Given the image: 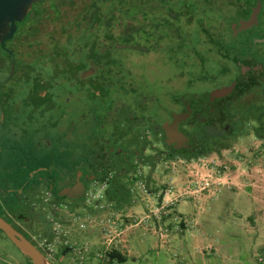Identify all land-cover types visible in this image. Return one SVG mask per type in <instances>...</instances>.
<instances>
[{"label":"rangeland","instance_id":"1","mask_svg":"<svg viewBox=\"0 0 264 264\" xmlns=\"http://www.w3.org/2000/svg\"><path fill=\"white\" fill-rule=\"evenodd\" d=\"M52 1L49 0V3ZM91 1L65 0V3L60 5L65 30L61 29L58 21L43 16L31 25L33 36L27 39L22 35L18 43L20 53L18 58L23 66L18 70L13 83L18 90L12 97L14 103L20 102L27 94V86L23 87L22 82L23 73L28 70V65H38L35 71L42 80L51 79L53 71L49 60L51 48L56 47L57 51L65 48L71 58L74 59L73 56L78 58L76 38L86 31L83 30V24H80L79 28L76 25L84 20L79 16L81 9L88 7ZM116 1H102L99 4L102 15L110 20L109 32L118 39L126 26L144 27L146 31H151L152 37L141 39L136 36V42L144 45L145 50L110 44L104 38L107 31L104 22L98 33V43L105 46L103 51L107 57L105 61L113 60L115 63L107 64L104 61V65L106 63L107 66H102V70L105 69L106 73H102L104 76L112 75L117 78L112 82L113 88L109 90L102 88L94 99L87 98L83 92H77L76 96L68 98L61 86L65 82L64 78L59 77L52 81L61 86L59 89L55 88L59 90L55 91L57 94L55 100L58 104L45 118H35L31 122L28 120L29 111L19 107L15 112V119L24 128L21 132H25L20 138L19 146L25 149L33 145L41 147L42 140L52 145V149L48 151L33 152L38 155L36 162L41 165H37L33 160L34 163L25 162V167L46 169L47 166L44 164L54 162L56 167L62 165L64 169L80 170L79 168L85 169L86 164L87 166L95 164L97 139H109L111 120L117 111H126L129 108V111L122 115L121 123L125 127L133 126L137 119L146 117V121H150L151 131L155 132L148 134V138L143 140H137L135 137L132 141H125V145L128 144L125 149L131 154L133 151L140 152L138 157L128 156L116 160L117 181L129 186L127 193L130 196L137 199L145 198L146 191L150 197L157 199L168 187H173L176 192L191 191L194 190L190 187V184H193L191 182L197 184L198 181H208L209 177L213 176L217 180L225 178L227 182L230 179H238L241 183H249L250 180L255 181L259 178L261 180L259 195L262 196L261 205L264 211V74L254 72L252 76L255 86L246 88L227 104L226 123H221L219 129L212 132L202 126L193 129L191 132V148L195 149L193 152L172 151L165 148L162 139L157 137L160 133L159 125L168 120L169 112L176 110L173 102L175 97L192 89L194 91L192 95L197 94L196 96L218 92L219 95L209 98L197 108V112H202L214 106L215 100L232 91L229 86L237 76L235 68L230 60L224 57V52H218L211 45L201 26L212 37L224 42V47L237 45L242 50V45L249 40L251 33H242L237 38L235 33L231 35L229 21L236 18V11L233 12L234 5L229 0H216L210 6L213 8L212 11H208L205 0H169L172 2L171 7L160 0L143 4L133 0L130 7L124 8L116 4ZM184 7H193L191 9L193 14H185L174 20L171 15L173 13L168 12L169 8L174 13L182 12L185 10ZM239 17L233 22L236 26L243 21ZM163 19H168L172 25L168 26ZM160 21L164 24L160 23L159 29L151 26ZM255 41L253 54L263 56L264 38H256ZM223 68L229 72L223 73ZM262 69L264 70V66ZM6 78H9V75L2 67L0 80ZM65 88L68 91L75 90L76 85L71 82L67 86L64 85ZM55 100L53 102H56ZM8 111L7 120L12 117ZM99 124L103 125V130H99L97 134L95 128L100 126ZM93 137L96 139V141L93 139L94 144ZM97 144L101 149V143ZM108 172L110 171H106L105 178L110 179V175L107 176ZM134 186H138L139 189L136 187L134 189ZM95 194V197L99 195L97 192ZM45 195L42 186L33 191L23 190L21 212L28 221L18 225L31 235L37 245L44 242L45 249L46 247L51 249V256H45L47 264H75L64 258L68 252L64 254L63 250L71 251L76 257L80 255L81 245L71 242L69 235L85 229L83 215L76 210L78 207L70 212L68 209L52 208L45 202ZM96 202L94 200L92 205ZM88 203L87 200L85 204L89 206ZM231 206L230 210L234 211L238 205L236 203ZM99 208L104 209V206ZM100 232L103 236L102 245L106 248L104 255L107 257L112 251V229L101 228ZM133 244L136 246V257L143 259L145 254L141 246L137 241ZM1 255L4 256L2 259L5 262L2 264L28 263L26 257L0 232ZM259 258V253L254 254L252 262L257 264ZM95 262L94 264H98L101 260L96 259Z\"/></svg>","mask_w":264,"mask_h":264},{"label":"crops","instance_id":"2","mask_svg":"<svg viewBox=\"0 0 264 264\" xmlns=\"http://www.w3.org/2000/svg\"><path fill=\"white\" fill-rule=\"evenodd\" d=\"M208 181L207 192L183 198L162 221L144 219L160 198L121 195L119 187L129 186L113 184L103 201L80 212L85 229L69 235L71 242L81 245L80 255L68 251L64 258L75 264H94L96 259L101 260L98 264H254L253 255L259 253L257 264H264L261 180L227 182L213 176ZM216 182L222 185L216 187ZM191 183L190 187H198ZM236 203V210L231 211V204ZM101 228L112 229V250L121 260L104 255ZM134 241L145 254L141 260Z\"/></svg>","mask_w":264,"mask_h":264},{"label":"trees","instance_id":"3","mask_svg":"<svg viewBox=\"0 0 264 264\" xmlns=\"http://www.w3.org/2000/svg\"><path fill=\"white\" fill-rule=\"evenodd\" d=\"M65 0H53L51 3H49V0H44L39 3H35L32 6V9L26 14L25 18L20 22L16 23V32L13 36V38L9 41H6L4 46L0 45V68L3 67V69L7 72L9 75L10 70V62L14 58L15 60V73L11 79L6 78L3 80H0V200L3 201V204L5 206L8 205V199L6 200L5 197L8 198V190L11 189V181L18 180L19 181V188L22 190L25 185L28 184L29 181L35 180L37 176H41V173H37L34 177H32L33 171H35L37 168L40 167H25V162H31L34 163L33 160H35V163L37 165H41L40 163L36 162L38 160V155L34 154V151H48L52 149L51 143H45L42 140V149L38 145H33L32 147L23 148L20 145V138L25 134V132H21L22 126L17 120L15 119L16 111H18L19 107L24 108L25 110L29 111L28 116L35 115L37 110L43 106V103L49 102L51 107H54L58 104V101H56L55 97L53 100L56 102H53L52 98L50 97H43L42 92L52 88L54 82L53 80L62 77L64 78L66 76L67 70L66 66H68L66 63L69 60L70 63V70L72 75L78 74L80 71L86 69L88 66L87 63L81 58V57H75L74 59L69 57L67 55V50L64 48L60 49L59 51L56 50V47L51 48V53H49V60L52 63V73H51V79L50 80H42L39 73H36V66L38 65H28V70L23 73L24 80L22 82V86L26 87L27 96L24 95V98L20 100L18 103H14L12 101V97L16 95V92H18L17 88L13 86V83L15 81V77L18 73V70L22 68L21 61L19 60V51H18V43L22 35H24L27 39H29L31 36L34 35V32L31 29V25L36 20H40L43 16L46 18L54 19L55 21H58L61 25V29L65 30L64 25V18L63 13L60 10V5L64 4ZM71 1L72 0H66ZM104 1H111V0H92L91 4L88 7H83L79 13V16L82 17V19L86 21H91L92 25L97 24L100 25L101 22H105L106 27V33L104 34V38L110 43L115 44L116 46H128V43L131 42L134 37L132 35V32H127V28L123 31V33L120 35L118 39H115L114 36L109 32V29L111 27V24H109V18L102 15L101 7L99 4ZM152 0H137L139 4H143L144 2H151ZM162 3L167 5L168 7H171V1L169 0H160ZM216 0H205L207 4V10L212 11V6ZM218 1V0H217ZM220 1V0H219ZM225 1V0H224ZM233 5V12H235L236 18L239 17L240 19L248 20L252 10L259 5L260 11L258 15V22L257 25L253 26L251 29H248L244 32H239L236 34V37L242 33H251V37H249V40L245 43V45H242V50L239 49L237 45H230L225 46L223 45L224 42H220L219 39L212 37L203 26H201L202 31L204 32L205 36L207 37L208 41L211 43V45L218 51V52H224V57L229 59L233 67L235 68V71L237 73V76H235L233 84L229 86L230 89L233 90L235 84L236 88L232 96H238L240 95L246 88L250 86H255L253 84V72L261 70L264 66V54L263 56H258L253 54V48L255 46V39L264 38V0H229ZM134 2L133 0H117L116 4H118L121 7H130V3ZM136 2V3H137ZM170 4V5H169ZM185 10L182 12L174 13L171 8H169L168 12L173 13V19L178 20L180 16L185 14H193L192 8L193 7H184ZM237 9V10H236ZM194 10V9H193ZM193 17V16H192ZM236 18H232L231 21H229V28L231 31V35L233 34V31L231 30V24L236 20ZM164 23H167L169 26L171 23L168 19H163ZM162 22V21H161ZM102 23V24H103ZM164 23H161L164 24ZM172 25V24H171ZM77 28L80 27V24L77 23ZM160 24H156L155 27L158 28ZM130 29V28H129ZM255 37V38H254ZM99 36L96 33H81L76 38L77 42V52L82 53L87 52L90 53V56L88 58L96 63L98 66H107L108 64L112 62V64L115 63V61H105L107 58L104 55H100V51L103 49V45L98 43ZM119 43H121L119 45ZM264 43V42H263ZM223 45V47H222ZM245 46V47H244ZM224 48V50H223ZM244 49V50H243ZM76 50V48L74 49ZM74 50L72 52H74ZM12 52V55H9L8 52ZM75 53V52H74ZM19 61V62H18ZM104 61L106 62L104 65ZM103 62V63H102ZM103 72L106 71L105 69L102 70ZM223 73L229 72L226 68H223ZM247 73V78L244 79V75ZM78 78V77H77ZM6 90V92H5ZM264 97V93H263ZM28 100H33L34 105H31L27 103ZM48 100V101H47ZM19 104V106H17ZM264 108V106H263ZM8 113L12 114V117H9V119H6V111ZM41 111V110H40ZM42 113H40L41 115ZM8 122V123H7ZM56 125V122H54ZM24 131V130H23ZM54 162H49L46 165L51 170V166ZM56 167V166H55ZM59 169V167H56ZM46 171V170H45ZM56 173L58 171H55ZM34 178V179H32ZM115 183H119V181L110 183L111 186ZM122 185V184H119ZM110 186V187H111ZM118 191H121V195L128 196L127 189L123 186L119 187ZM5 196V197H4ZM2 206L0 205V208ZM0 217L3 219L5 217L4 210H0ZM27 240H29L36 248L38 245L31 240L30 237L24 236ZM39 250V248H37ZM42 254L43 252L39 250ZM68 251L65 249L63 250V253L66 254ZM109 258L118 257L119 260H121L120 255L115 252L111 251L108 253ZM28 263L32 264L31 261L26 257Z\"/></svg>","mask_w":264,"mask_h":264},{"label":"flooded vegetation","instance_id":"4","mask_svg":"<svg viewBox=\"0 0 264 264\" xmlns=\"http://www.w3.org/2000/svg\"><path fill=\"white\" fill-rule=\"evenodd\" d=\"M244 20V19H243ZM102 23L100 25L93 24L91 21L82 20L79 21V24H83L84 26L83 30L86 31V33H96L98 34L100 32V29L102 27ZM160 24V22L153 23L151 25L152 27L156 24ZM149 26V28L151 27ZM238 27V26H237ZM128 29L127 32H132V35L134 39L128 43L130 48H135L139 50H145V46L136 42V36L140 37L141 39L149 38L151 36V31H146L144 27H132V26H126ZM130 28V29H129ZM94 29V30H93ZM154 29H159L154 28ZM125 30V29H124ZM150 30V29H149ZM160 32V31H159ZM123 33V32H122ZM161 34V32H160ZM162 35V34H161ZM164 36V35H163ZM120 37V36H119ZM105 46L103 45V49L100 51V55H104L103 51H105ZM75 54V53H74ZM68 56L70 53L67 54ZM88 56H90V53L82 52L79 53L78 57H81L85 63L88 64L86 69L80 71L78 74L72 75L70 70V61H67L66 66V76L64 77V84L61 86L63 87L64 94L66 97L71 98L72 95L76 96L77 92L84 93V95L87 96V98L94 99L97 98L98 93L101 92L102 88L111 89L113 88V83L115 80H117L116 77L108 76L103 73H106V71H102V66H98L96 63L91 61ZM70 57V56H69ZM103 72V73H102ZM256 74L261 73L264 74V70H258L254 71ZM253 72V73H254ZM78 77V78H77ZM247 78V73L244 75V79ZM73 82L76 85V88L73 92L68 91L66 88L64 89V85L67 86ZM233 84V83H232ZM61 86L53 84L52 88L47 89L42 92L43 97H50L52 100L57 95L55 91V88H60ZM228 86V85H227ZM224 88V86H221ZM236 88V84L233 88V90L229 93L224 95L222 98H219L215 100L214 106H210L207 109L202 110V112H197V108L199 106H202L209 98L206 100H202L204 96L203 95H192L194 92L193 89L190 91L184 92L179 97H175L173 100L176 110L171 111L168 113V120L164 121L161 125H159L160 133L157 135L158 138L162 139V143L165 146V148H168L172 151L181 153L182 151L190 150L194 151V148H191V135L192 131L196 126H202L204 128H207L210 132L214 131V129H219V125L221 123H226L228 111H227V104H230V101L235 98V96H232ZM93 95V96H92ZM27 96V94H26ZM93 97V98H92ZM57 99V97H56ZM48 101V100H47ZM27 103L34 105L35 102L33 100H28ZM49 102L43 103V106L37 110L35 115L28 116V120L31 122L34 121L35 118H45L51 110L54 108L49 105ZM65 105V104H64ZM41 110V111H40ZM185 110L187 117L178 122L176 126V130L181 133L184 138H186L185 144L182 145L181 148L177 149L175 148V144H167V133L163 129L164 123H167L169 126L172 123V120L170 118L171 113L180 114ZM129 111V108L126 111H120L116 113V116L113 117L111 120V126H110V138L109 139H96L93 137L96 141L95 147H97V154L95 155V164L87 166V164L84 166L85 169L79 168L78 169H64L62 165H60L59 169L56 168L54 165H52L50 168L51 170L47 171L49 168H37L35 171H33L32 177H34L37 173H41V176H37L35 180L29 181L27 185L20 190L19 188V181H11V189L8 190V205L5 206L3 204V201L0 200V205L2 206V210H4L6 222H8L17 232L22 234L23 236H28L31 238V235L28 232H25L18 224L19 223H26L28 221L27 218L22 214V194L23 190H31L33 191L39 186L44 187L45 190V202H48V204L55 209L62 208V209H68L69 212L77 208L79 212L84 211L87 207L91 208L93 207L97 202L103 201L110 190V183L117 182V163L116 160L120 158H128V156L138 157L140 155V152L133 151L132 154L126 150L125 141L128 142V140L132 141L133 139L137 140H143V138H148V134H155V132L150 127V121H146V117H143L141 120H138L133 124V126L125 127L123 123H121L122 115L127 113ZM39 113H42L41 115ZM133 118H131L132 120ZM135 119V118H134ZM133 119V120H134ZM100 126L96 127V133L99 134V130H103V125L99 124ZM93 140V144H94ZM97 142H100L102 147L99 148V145ZM143 150V148H142ZM162 152H165V150H162ZM46 170V171H45ZM55 171H58L57 173ZM106 171H110L107 173V176L110 175V179L105 178ZM34 179V178H32ZM68 190V191H67ZM99 193L97 197H95V193ZM103 192V193H102ZM90 196V197H89ZM89 197V199H88ZM88 200V204H85ZM97 201L94 205L93 202ZM57 207V208H56ZM0 208V210H1ZM97 208V205H96ZM2 233V232H1ZM3 234V233H2ZM4 235V234H3ZM32 240V238H31ZM33 241V240H32ZM34 242V241H33ZM0 264L5 263L2 259L4 257L3 255L0 256ZM14 264H21L14 263Z\"/></svg>","mask_w":264,"mask_h":264},{"label":"water","instance_id":"5","mask_svg":"<svg viewBox=\"0 0 264 264\" xmlns=\"http://www.w3.org/2000/svg\"><path fill=\"white\" fill-rule=\"evenodd\" d=\"M44 0H0V45L4 46L6 41L13 38L16 32V23H20L26 14L32 9L35 3ZM260 7L257 5L252 10L248 20H243L239 26L232 25L233 33L244 32L257 25ZM12 55V52H8ZM15 60L10 62L9 78L11 79L15 73ZM219 95L218 92H211L204 96L202 100L215 97ZM226 95V94H225ZM186 111L176 114L171 113L170 118L172 123L168 126L164 123L163 129L167 133V144H175V148L179 149L185 144L186 138L176 130L177 123L187 117ZM68 191V190H67ZM0 232L10 241V243L19 250L25 257H27L32 264H47L45 256L22 234L17 232L5 219L0 217Z\"/></svg>","mask_w":264,"mask_h":264},{"label":"built area","instance_id":"6","mask_svg":"<svg viewBox=\"0 0 264 264\" xmlns=\"http://www.w3.org/2000/svg\"><path fill=\"white\" fill-rule=\"evenodd\" d=\"M198 187L191 191H184V192H176L173 187H168L163 190L162 193L158 195V198H160L159 201H157L152 207H150L144 215V219H149L153 221H162L164 218L170 216L174 212L175 206L185 197L188 196H194L198 193H201L202 191H205L206 189L210 188L209 181H203L201 183L196 184ZM220 182H216L215 186H220ZM141 187H143L140 184ZM144 188V187H143ZM146 196H149L150 194L146 191H144ZM39 250L43 252L44 256H51V249L49 247H46L44 242L38 245Z\"/></svg>","mask_w":264,"mask_h":264}]
</instances>
